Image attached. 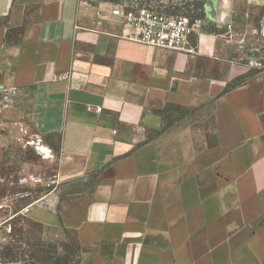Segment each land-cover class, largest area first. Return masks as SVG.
<instances>
[{
    "label": "crops",
    "instance_id": "crops-1",
    "mask_svg": "<svg viewBox=\"0 0 264 264\" xmlns=\"http://www.w3.org/2000/svg\"><path fill=\"white\" fill-rule=\"evenodd\" d=\"M111 9L0 0V89L54 161L27 220L79 264H264V67L248 52L264 0H206L194 52L130 40ZM6 141L0 200L16 204Z\"/></svg>",
    "mask_w": 264,
    "mask_h": 264
},
{
    "label": "rangeland",
    "instance_id": "rangeland-1",
    "mask_svg": "<svg viewBox=\"0 0 264 264\" xmlns=\"http://www.w3.org/2000/svg\"><path fill=\"white\" fill-rule=\"evenodd\" d=\"M84 1L95 5L112 3L104 0ZM121 2H127L130 5L152 6L168 11L171 14L185 13L197 15L199 13L204 14L203 8L206 0H121ZM256 25L259 28H263L262 18L259 17L257 19ZM252 34L259 36L254 37L252 35V47L248 50L252 57V67L255 69L263 68L264 34H262V31H255ZM16 107L18 106L15 101V94L0 89V139L7 140L3 146L6 155L11 151H15L22 157L20 166L22 170L18 172L15 171L16 169L12 171L7 170L9 173L7 176L8 180L13 178L15 180L20 179L17 182L25 184L23 188L26 189L19 192L20 195L17 196L16 206L20 207L21 204L26 203L31 198H37L40 195L38 189L41 183L31 180L25 181L24 178H30V172L35 173L36 177H43L45 173L50 174L54 161L46 157V154L49 153L41 151L42 146H46L43 145L42 140L37 134L33 130L22 126L25 125L28 119L23 120V118H18L15 115ZM16 126L17 128H15ZM21 195H24V197ZM15 227L16 234L12 242L21 249L24 247V250L16 249L15 253H12L11 257L8 258L2 255L1 264H79L77 247L66 234L53 231L48 237H44L41 235L40 228L37 225H32L26 217H18Z\"/></svg>",
    "mask_w": 264,
    "mask_h": 264
},
{
    "label": "built area",
    "instance_id": "built-area-1",
    "mask_svg": "<svg viewBox=\"0 0 264 264\" xmlns=\"http://www.w3.org/2000/svg\"><path fill=\"white\" fill-rule=\"evenodd\" d=\"M111 12L123 19L124 36L130 40L168 51L194 52L196 48L192 40L204 32L206 24L203 16H192L185 13L171 14L152 6L130 5L127 2L113 3ZM98 110L101 111L102 108ZM27 178L24 180L26 181ZM34 181L40 182L41 179L36 177ZM19 195L15 198L18 199ZM21 196L24 197V195ZM40 201V197L31 198L17 207L16 204L10 203V199L0 200V264L2 263V250L12 243L15 236L16 219L27 217L33 204Z\"/></svg>",
    "mask_w": 264,
    "mask_h": 264
},
{
    "label": "trees",
    "instance_id": "trees-1",
    "mask_svg": "<svg viewBox=\"0 0 264 264\" xmlns=\"http://www.w3.org/2000/svg\"><path fill=\"white\" fill-rule=\"evenodd\" d=\"M104 1H109V2H112V3H119L121 2V0H104ZM203 3V2H202ZM201 3V4H202ZM168 12V11H167ZM192 16H204L203 13H199L197 15H192ZM14 242L8 244L7 246H5V248L3 249L4 251H2V255L5 256V258L7 257H11L12 253L14 254L15 253V250H20L21 248L19 246H16V244H13ZM21 250H24V247L21 249Z\"/></svg>",
    "mask_w": 264,
    "mask_h": 264
},
{
    "label": "bare ground",
    "instance_id": "bare-ground-1",
    "mask_svg": "<svg viewBox=\"0 0 264 264\" xmlns=\"http://www.w3.org/2000/svg\"><path fill=\"white\" fill-rule=\"evenodd\" d=\"M41 151H42V152H46L47 149H46L45 147L42 146Z\"/></svg>",
    "mask_w": 264,
    "mask_h": 264
}]
</instances>
